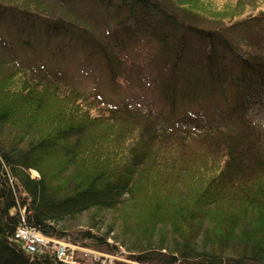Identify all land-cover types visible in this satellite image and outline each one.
<instances>
[{"label": "trees", "instance_id": "1", "mask_svg": "<svg viewBox=\"0 0 264 264\" xmlns=\"http://www.w3.org/2000/svg\"><path fill=\"white\" fill-rule=\"evenodd\" d=\"M1 21L0 36L14 33L22 48L90 46L113 83L145 87L155 72L169 124L35 61L17 71L27 81L1 83L0 263L61 264L16 247L26 225L107 253L119 244L144 264H264V123L251 109L264 103V0H0ZM144 34L157 43L151 53ZM197 103L215 107L213 123L175 119ZM124 207L138 217L123 214L116 235L113 223L94 232L91 210Z\"/></svg>", "mask_w": 264, "mask_h": 264}, {"label": "rangeland", "instance_id": "2", "mask_svg": "<svg viewBox=\"0 0 264 264\" xmlns=\"http://www.w3.org/2000/svg\"><path fill=\"white\" fill-rule=\"evenodd\" d=\"M108 11V10H107ZM112 11V9L110 10ZM67 15L66 12H61L59 10H54L53 14L55 16ZM103 13V12H102ZM88 14V13H87ZM109 13L105 14V17L108 16ZM72 21V20H69ZM92 22V21H91ZM90 22V23H91ZM116 24V23H115ZM214 26L215 23L209 19V21H206L205 25ZM6 23L4 21L0 22V32L3 34V32L7 31L6 29ZM111 30H115L114 22H110ZM237 31V30H236ZM236 31H233V34L236 33ZM143 32V31H142ZM152 32V31H151ZM0 36V43L8 44L9 48H5V50L0 51L1 54L4 56V58L0 55V58L5 61V66L0 67V84L4 86L11 85L12 80L11 77L13 74L18 75L19 78L22 80L27 81L28 79L23 77L22 73H18L23 68L27 69L28 63L31 64L34 61L36 63L44 64L48 68H50L51 71H56L66 74L67 77H72L77 84L81 86L84 90L87 91H96L102 94L104 99L108 104H112L114 106H120L123 103H128L131 107L138 109V110H144L147 111L149 109H153V117L157 120L159 126H167L169 123L168 118L163 115L162 111V103L159 101V93L157 88L155 87L153 80L155 76V72L151 73V83H147L145 87L140 86H130L125 84H117L116 81L113 83L112 79L110 78V73L106 67V64L103 60L100 59V57L93 55L92 50L90 46H87L86 48H89L88 50H78L77 48H70L68 44L61 45L59 41H52V46L49 48L44 47H37L36 45L32 46L30 49H27L26 47L22 48V46L19 44V41L16 39L15 34H9L7 36L2 35ZM143 34V33H142ZM145 35V34H144ZM142 35V41H140V46L143 47L145 52L151 53L152 50L157 49V43L152 38V36ZM34 39V38H33ZM195 42V41H194ZM32 43L34 44V40H32ZM196 46H199V42L196 43ZM194 44V47H195ZM76 45L73 43V46ZM1 46V45H0ZM58 46H62L61 49H58ZM156 47V48H155ZM197 49V47H196ZM218 50H221L218 48ZM54 52V54H51ZM145 54V53H144ZM228 57H231L229 54ZM13 59V62L11 60ZM8 60L11 62L8 63ZM17 64H15V63ZM13 66V69L10 67ZM36 65V64H35ZM29 70V69H27ZM18 71V72H17ZM6 76H9L7 79L10 80L8 83H5L3 79H5ZM217 100V99H215ZM208 104V103H207ZM198 105V103H197ZM264 103L256 105L255 103L252 104L251 109L253 110L254 115L262 121L261 123H264ZM195 106V105H194ZM193 108H184L182 111H178L176 113L175 119H181V120H187V125L190 127H197L196 124L204 125L206 122L208 124L213 123L214 118H212L211 115L206 114L203 111H206V107L203 106L202 109L199 108V105ZM98 108H95L92 110V113L96 114L98 113ZM206 123V124H207ZM33 175H35V178L39 176V173L37 171L32 172ZM33 177V176H32ZM21 200V199H20ZM133 205V203H132ZM122 208V207H121ZM120 208V209H121ZM97 209L91 210V214L93 218L95 219V223L97 225V228L94 229V232L97 234L104 233L108 226L110 224H114L116 226V230L111 233V236L114 234L116 235L122 227L125 228V220L121 218V216L124 214L125 216H129L130 219L131 215L135 217L138 213L137 210L134 207L126 208L124 207L122 210L124 212H120V216L113 212V210H101L100 212L96 213ZM14 212V211H13ZM130 213V214H129ZM90 215L88 213L83 214L80 217V224L79 228H87L86 225L89 221ZM117 218V219H114ZM166 227V226H165ZM70 240H72L69 237ZM110 243H114L113 239H109ZM89 243V242H87ZM119 243V242H118ZM90 244V243H89ZM91 247V245H89ZM119 247V255L122 257L120 259H117L114 261V259H104L103 264H141L138 262L131 261L128 252L125 248L117 245ZM89 251V250H88ZM79 259L83 260L85 259V264H92L90 255L86 257V253L77 251ZM115 262V263H113ZM196 263L195 261H193ZM0 264H16L14 261L8 260L3 261Z\"/></svg>", "mask_w": 264, "mask_h": 264}, {"label": "built area", "instance_id": "3", "mask_svg": "<svg viewBox=\"0 0 264 264\" xmlns=\"http://www.w3.org/2000/svg\"><path fill=\"white\" fill-rule=\"evenodd\" d=\"M15 239L29 254H41L50 250L59 261L78 264L75 253L76 246L47 238L34 228L22 225L15 233Z\"/></svg>", "mask_w": 264, "mask_h": 264}, {"label": "bare ground", "instance_id": "4", "mask_svg": "<svg viewBox=\"0 0 264 264\" xmlns=\"http://www.w3.org/2000/svg\"><path fill=\"white\" fill-rule=\"evenodd\" d=\"M22 204H20V206H21Z\"/></svg>", "mask_w": 264, "mask_h": 264}]
</instances>
